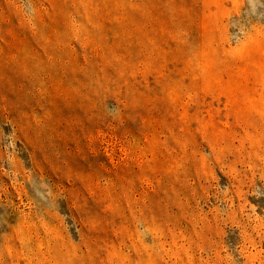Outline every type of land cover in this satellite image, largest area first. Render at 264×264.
<instances>
[{"label":"rangeland","instance_id":"rangeland-1","mask_svg":"<svg viewBox=\"0 0 264 264\" xmlns=\"http://www.w3.org/2000/svg\"><path fill=\"white\" fill-rule=\"evenodd\" d=\"M0 264H264V0H0Z\"/></svg>","mask_w":264,"mask_h":264}]
</instances>
